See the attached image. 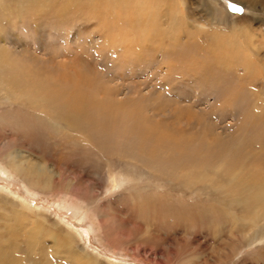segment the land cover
I'll return each mask as SVG.
<instances>
[{"label": "rangeland", "instance_id": "1", "mask_svg": "<svg viewBox=\"0 0 264 264\" xmlns=\"http://www.w3.org/2000/svg\"><path fill=\"white\" fill-rule=\"evenodd\" d=\"M228 2L154 0L146 24L133 3L110 13L82 3L69 14L88 22L76 27L77 15L58 22L47 10L19 18L0 8V37L15 59H38L65 91L82 79L106 100L104 118L123 112L105 130L67 138L0 94V264H264V221L252 228L239 208L219 213L214 189L163 178L264 168V0H231L242 13ZM165 9L189 25L156 22ZM91 17L115 24L92 35ZM157 123L174 138L153 135ZM161 150L178 159L163 163L167 174L137 162ZM8 154L49 168L51 183L30 188ZM126 174L136 179L120 182Z\"/></svg>", "mask_w": 264, "mask_h": 264}, {"label": "bare ground", "instance_id": "2", "mask_svg": "<svg viewBox=\"0 0 264 264\" xmlns=\"http://www.w3.org/2000/svg\"><path fill=\"white\" fill-rule=\"evenodd\" d=\"M2 1L0 0V8H8V10L11 13H13V15H15L16 17L19 18L22 17V15L25 12L24 11L25 9L27 13L33 12L35 14L38 13L41 14V12L47 10L46 16L53 15L54 12L57 13L56 17L58 18V20L56 21L58 22H64L66 21L65 19L76 16L77 13L69 14V12H71L75 8H78L82 3L92 4L91 6H94L93 10L96 9V11L98 8L96 6H99V4H103V6L106 7L104 9V12L106 13H110L113 9L117 7V4L119 3L122 4V5L120 4L121 6L133 3L135 9H133L134 11L132 12L135 13V17H137L136 20L139 19V22L142 21L145 24L150 23L148 19L150 18V16H152L151 13H153L151 12L153 11L151 8V3L154 2V0H13L14 1L13 4L6 5L5 7L4 4H1ZM165 10L166 13L161 18L158 17L156 14V16L158 17L157 18L158 20L154 18L156 22L160 21V19H163V22L169 23L168 25L175 29H179L181 27L184 28L189 25L187 24L186 19L175 17L172 12L173 10L172 11L170 9H165ZM214 13L217 15L222 14V12L219 9H214ZM35 14H33V16ZM80 15L74 17L75 22L73 23L72 26L76 27V25L79 24H81L82 26L83 24L84 26L87 25L86 23L88 22L87 21L88 19H83V17L81 18ZM79 16L81 21L79 20ZM92 20L94 21V19H92L91 17L90 22L93 23ZM95 20L97 22H95V24L93 23V27L91 26L92 35L95 30L99 31L101 26H103L101 27L103 29L101 31L107 32L111 27V24L112 23L115 24V22H112V23H107V25L105 26L103 25L105 23V22L103 23V20L102 22L99 21V19L98 20L95 19ZM33 25L35 28L41 27L40 23L39 24L35 23ZM76 34H77L76 36H78V34L80 33L78 32ZM142 34L143 36L146 37L147 33H144L143 31ZM209 37L213 38L210 35ZM104 41L105 39H102L100 42H104ZM0 42L2 43L1 44L2 46H0V94L3 95L4 98H6V102H8L5 104H16L21 106L22 108L27 109L28 110L27 113L29 114L28 116L35 119L36 122L44 121L50 128L54 130H62V132H65V137L67 138L69 136L70 131L72 132L81 131L83 133L87 132V137H88L89 135L92 134L90 133L92 132V130L96 131V133L100 131V128L105 130V126H106L105 124L110 120L115 119L116 121V119L117 120L122 119L121 114H123V112L121 111H117L116 116L120 114L118 117H114L115 115L110 117V115H108L106 111L105 112L106 116L104 118V113H103L104 109H102V105H105L106 100L103 98H100V100H96L95 97L97 96L96 94L98 93L95 92L94 94H90L89 92H87L86 91L87 84L85 85L86 86L85 88L84 86L85 83L82 81V79L79 78L76 81V84L73 83L76 85L77 88L74 87L75 89L72 90L70 89L68 91H65L61 89L60 86L63 85L62 87H69L67 81L63 82L62 79L54 75L51 72V69L48 68L44 63L37 61L38 59L33 60V58L30 57L28 59L17 58L18 59L17 60L13 57L12 51L8 50V47H6L5 44L6 39L4 38V36L0 37ZM104 46H107V44L104 43ZM243 55L245 57L246 54ZM253 64H254L253 61H250V64L246 66L245 69L248 71H253L254 69H256L254 67L255 65ZM47 69H50L49 73ZM99 104H101V107L99 106ZM262 109L264 110V106L262 107ZM109 118L111 119L109 120ZM159 124L160 123H157L156 125L157 128L154 127L155 131L153 130L154 128H149V131L153 130L155 132V134L153 135H157V136L159 135V137L161 136L162 138L167 137L169 140H172L174 136L170 133H163ZM94 128L99 130H95ZM166 153L169 154L170 151L165 153L162 150L159 151L155 155L157 159L156 158L154 159L158 161L152 160L153 156H149V157L146 156L144 158L142 157L141 160H139L140 158L137 159V162H140V164L142 163L143 165L146 164L145 166L148 167L149 169H153V171L155 169V171L160 170L161 172L164 169L165 171L163 170L162 172L167 174L168 173L167 170H169L170 168L165 169V164L170 166L173 165L174 162H176L175 164H178L177 162L178 159L177 157L174 156V154L167 155ZM163 155H165V157L167 156L166 157L167 159L165 158L166 161L165 159H162ZM8 158H9L8 162L6 161L8 167L14 170L23 180H25L30 188H37L44 186L45 183L46 184L51 183L53 172H51L49 168H47L46 166L36 162L35 163L30 162L29 160H27V162H24L22 160V157L17 156L15 154H8ZM216 169L217 167L211 170L216 171ZM200 173L202 175L201 174L198 175L196 182H193L195 180L189 177L188 175H187L188 177L186 176L182 177V175L181 176L176 175V177H171V175L167 174L168 177L165 176L167 178L165 177L163 178L165 180L169 178L173 180L179 179L176 182V187L178 186L182 189H186V188L191 189L192 183L196 184L198 182L202 183L200 187L201 191L214 189L216 194V198H215L217 204L216 206H218L219 213H223L226 214L227 216H231L233 214L232 210L239 208V211L241 212L240 214L241 216L243 215L245 218L248 216V218L246 219L244 218L242 220L248 222L252 228L260 227L261 223L264 221V168L263 167L256 169V167L253 165L250 166L249 169L246 171L241 169L238 173H233L232 169L227 170L224 168V170H221V173L218 174L216 177L210 174L211 176L210 175L209 176L211 179L208 178L209 180H207L208 172L207 174L205 172L203 174L201 170ZM186 174L188 173L186 172ZM135 179L136 177H134L133 175L126 174V175H121L120 182L129 183L134 181ZM161 180L164 182L163 179ZM240 215L235 214V217L233 216L234 223L241 220L238 217Z\"/></svg>", "mask_w": 264, "mask_h": 264}, {"label": "snow or ice", "instance_id": "3", "mask_svg": "<svg viewBox=\"0 0 264 264\" xmlns=\"http://www.w3.org/2000/svg\"><path fill=\"white\" fill-rule=\"evenodd\" d=\"M228 8L233 13H242L244 11L242 7H239L237 3L231 2V0L228 2Z\"/></svg>", "mask_w": 264, "mask_h": 264}]
</instances>
